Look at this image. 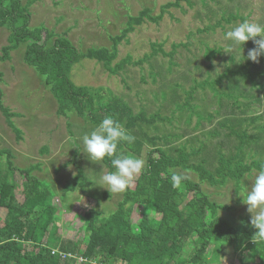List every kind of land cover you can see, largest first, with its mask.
I'll return each mask as SVG.
<instances>
[{
    "label": "rangeland",
    "instance_id": "1",
    "mask_svg": "<svg viewBox=\"0 0 264 264\" xmlns=\"http://www.w3.org/2000/svg\"><path fill=\"white\" fill-rule=\"evenodd\" d=\"M19 1L28 7L29 27L44 26L51 33L47 45L64 35L83 53L97 48L110 52L112 37L126 27L128 16H135L144 8L153 17L160 15L157 22L145 19L117 44L115 58L110 62L111 67L122 66L116 74L96 60L83 59L72 66V83L112 93L127 103L133 113L143 110L147 116L156 115L153 125H143V130L147 135H169L167 147L189 143L198 147L202 142L211 147L228 133L218 127V122L224 119H234L235 129L246 135L262 136L257 127L264 126V54L258 57V62L247 58L248 51L256 47L252 40L242 45V56L238 46H234L231 54L225 52L231 42L224 40V33L245 19L264 24V0ZM8 34L7 28H0V55L1 48L8 44ZM24 47L20 44L9 53V59L0 61V104L8 109L12 126L19 131L8 125L0 110V149L9 151V160L15 167L30 170L32 177L49 186L52 203L58 209L55 214L58 235L83 241L81 215L94 209L101 216H108L124 192L112 193L104 188L107 186L102 184V176L115 169L101 161L92 162L83 153L79 137L97 125L90 121L87 112L82 116L74 110L65 115L57 113L56 99L44 77L23 61ZM258 99L260 103H256ZM186 101L190 106L179 110L178 106ZM249 103L247 109L243 108ZM207 113L212 114L210 121ZM254 115L260 118L252 124L248 119ZM215 133L219 136H214ZM233 140L234 136L225 140L221 153L227 154ZM150 150L151 146L143 143L138 156L146 161ZM248 155L254 159L258 156L254 150H248ZM249 160L247 157L246 163ZM1 164L6 166L4 161ZM78 170L88 181L82 189L77 186L81 182ZM183 172L199 184L201 193L211 201L229 207L218 210L216 216L232 226L241 224L243 219L250 225L252 214L238 195L242 194V184L250 186L255 169L245 173L237 185L227 180L216 186L199 182L193 171ZM75 177L76 186L64 192L63 187ZM137 177L128 188H134ZM13 179L17 184L15 197L21 203L22 174L16 172ZM142 210L141 204L132 207L130 219L134 227ZM4 214L5 210L0 208L1 219ZM220 253L222 264H238L230 246L224 245ZM242 260L257 264L245 254Z\"/></svg>",
    "mask_w": 264,
    "mask_h": 264
},
{
    "label": "trees",
    "instance_id": "2",
    "mask_svg": "<svg viewBox=\"0 0 264 264\" xmlns=\"http://www.w3.org/2000/svg\"><path fill=\"white\" fill-rule=\"evenodd\" d=\"M29 18L28 7L21 5L19 0H0V28L9 31L8 44L1 48L0 61L9 59V53L24 44L23 61L44 77V83L56 99L58 114L74 110L82 116L87 112L90 121L97 126L106 115H113L136 137L132 144L122 143L118 152L138 156L143 143L149 144L151 150L134 188L124 191L112 213L103 217L90 209L81 215L83 241H76L57 233L55 214L58 209L52 203L53 193L49 186L32 177L30 170L15 167L9 160V151L0 149V208L5 210L4 217L0 218V264H222L220 252L224 245L232 248L238 264H247L242 260L243 254L257 264H264V240L254 236L256 229L251 224L243 219L239 225H230L216 216L220 209L229 210L228 206L211 201L190 178L180 187H173L170 179V170L178 168L193 171L199 182L211 186L223 185L227 180L237 185L245 173L252 169L259 171L264 164L263 125L257 127L262 136L246 135L235 129L234 119H224L218 122V127L227 129L228 133L211 147L204 142L198 147L192 143L167 147L169 135H147L143 130V125H153L156 115L147 116L143 110L133 113L120 97L92 87L77 86L70 80L72 66L83 59L96 60L116 74L122 66L111 67L110 62L115 58L117 44L145 19L157 22L160 15L153 17L150 10L144 8L137 15L128 16L126 27L112 37L110 52L97 48L84 53L75 49L64 35L55 37L47 45L51 33L44 26L30 28ZM1 95L0 91V98ZM181 105L179 110L190 106L189 101ZM0 110L12 126L8 109L0 104ZM206 117L210 121L212 114L207 113ZM259 118L260 115H254L248 120L254 124ZM196 124L198 127L199 122ZM12 129L19 132L13 126ZM214 136L219 135L215 133ZM230 136H234V140L228 146L229 152L223 154L224 142ZM249 148L258 155L255 159L248 155ZM111 159L105 157L101 162L113 170ZM16 172L23 177L21 203L15 197L17 184L13 176ZM77 177L81 179L79 188L88 185L81 170ZM77 177L63 187L64 192L76 186ZM135 204L143 205V210L134 227L130 214ZM52 250L70 257L61 260L57 253L51 254ZM78 257L84 261L78 262Z\"/></svg>",
    "mask_w": 264,
    "mask_h": 264
},
{
    "label": "clouds",
    "instance_id": "3",
    "mask_svg": "<svg viewBox=\"0 0 264 264\" xmlns=\"http://www.w3.org/2000/svg\"><path fill=\"white\" fill-rule=\"evenodd\" d=\"M257 37L260 39H256ZM224 40L231 42L224 49L225 52L231 54L234 46H238L241 56L242 45L252 40L256 47L248 51L247 58L258 62V57L264 54V24L245 19L233 26L231 30L226 31ZM79 140L84 146L83 153H87L90 161L99 162L105 157L112 158L111 165L115 171L108 172L101 178L102 184L107 186L104 188L109 192L126 191L133 179L145 169L144 159L133 154L118 152V147L122 143L132 144L136 137L113 115H106L94 130L84 133ZM170 171L173 187H180L184 181L189 179L187 172ZM246 180L249 178L246 177ZM242 188V194L238 196L242 197V202L248 206V211L252 214L250 224L256 229L254 236L259 240H264V164L250 178V186L242 184Z\"/></svg>",
    "mask_w": 264,
    "mask_h": 264
},
{
    "label": "built area",
    "instance_id": "4",
    "mask_svg": "<svg viewBox=\"0 0 264 264\" xmlns=\"http://www.w3.org/2000/svg\"><path fill=\"white\" fill-rule=\"evenodd\" d=\"M54 253H57L58 256H59V258H60L61 260H64V259L66 258V256H69V257H70V255H66V254H63V253L57 252L56 250H52V251H51V254H54ZM77 260H78V262H82V261H84V259L81 258V257H78ZM91 264H95V263L91 262Z\"/></svg>",
    "mask_w": 264,
    "mask_h": 264
}]
</instances>
